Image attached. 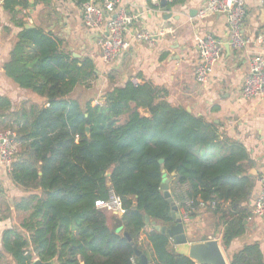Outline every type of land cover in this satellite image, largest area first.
<instances>
[{
    "label": "trees",
    "instance_id": "1",
    "mask_svg": "<svg viewBox=\"0 0 264 264\" xmlns=\"http://www.w3.org/2000/svg\"><path fill=\"white\" fill-rule=\"evenodd\" d=\"M178 2L184 0L168 6ZM21 3L4 5L14 11ZM13 23L20 30L5 74L45 103L24 109L16 128L9 125L21 145L11 177L29 190L15 209L29 214L19 228L3 232L0 259L140 264L138 248L150 264H200L177 253L168 234L145 222L147 214L157 224H174L160 188L164 171L170 183L187 185L192 199L219 203L212 211L224 225L225 250L246 233L256 177L242 142L214 120L173 106L166 92L149 82L113 85L103 105L81 103L70 94L81 78L95 75L94 63L74 58L52 32L28 28L23 19ZM9 106L0 98V107ZM111 190L123 199L125 213L96 207ZM229 263L264 264L261 244H245Z\"/></svg>",
    "mask_w": 264,
    "mask_h": 264
},
{
    "label": "crops",
    "instance_id": "2",
    "mask_svg": "<svg viewBox=\"0 0 264 264\" xmlns=\"http://www.w3.org/2000/svg\"><path fill=\"white\" fill-rule=\"evenodd\" d=\"M21 1V4L14 5L13 11L10 9L13 5L5 8V0H0V98L10 101L8 108L0 107L1 130L10 129L9 125L16 128L24 109L30 110L32 105L45 103L43 97L15 84L3 68L20 30L13 21L23 19L27 24L59 37L63 41V48L74 58L81 62L89 59L94 63L95 75L88 81L81 78L80 84L70 94L81 103L92 102L96 96L89 94L97 84L103 87L99 95H104L109 87L122 86L130 80L136 84L149 82L164 90L173 106L190 107L194 114L221 124L223 133L242 142L248 150L252 161L250 172L254 171L252 174L256 177L249 200V205L253 204L260 189L259 177L264 173V97L245 98L241 88L252 57L256 53L264 54V46L252 42L243 51L234 50L229 44V27L223 15L206 19L197 17L205 0H184L172 6H168V0L166 5L161 0H122V5L134 15L126 34L131 46L114 63H105L101 58L98 39L106 30L104 26L88 28L84 25L82 3L85 0ZM245 4L244 34L254 39L264 34V0H245ZM168 14L171 17L165 19ZM163 29H166L165 34H161ZM139 31L151 32L153 42L136 41L133 35ZM207 34L221 38L224 50L209 80L201 84L193 72L199 56L196 39ZM12 171L13 167L7 170L0 161L1 250L3 232L19 228L29 214L15 209L16 202L27 196L29 190L13 182ZM196 216L185 224L189 242L193 244L218 239L221 243L224 225L218 222L217 215L208 210L200 211ZM197 223L207 224L208 229L213 225L215 235L194 240ZM246 223V233L233 240L227 250L222 248L228 261L236 250L248 243L259 242L264 251V218L252 215ZM6 262L14 264L12 257L0 259V264Z\"/></svg>",
    "mask_w": 264,
    "mask_h": 264
},
{
    "label": "built area",
    "instance_id": "3",
    "mask_svg": "<svg viewBox=\"0 0 264 264\" xmlns=\"http://www.w3.org/2000/svg\"><path fill=\"white\" fill-rule=\"evenodd\" d=\"M172 2L173 0H168ZM247 9L245 0H205L198 10L197 17L206 19L214 15H223L229 27V44L237 51H243L252 42L264 46V34H259L254 39L244 34V20ZM134 15L122 5V0H88L82 3V20L88 28H101L105 33L98 39L101 58L105 63H114L131 46L126 39ZM166 29L161 31L165 34ZM133 38L136 41L153 42V35L148 31L135 32ZM196 48L198 59L194 63L193 72L196 80L204 84L214 72L215 63L224 50V42L221 38L207 34L197 37ZM242 95L245 98L264 97V54L256 53L250 63V69L242 83ZM104 95H98L94 99V105H103ZM21 149L17 133L12 129H0V161L2 166L11 170ZM259 193L252 204V215L264 218V173L259 177ZM182 191L178 201V211L184 221L193 213L204 210H214L218 206L217 201H205L192 199L188 194L187 185H178ZM180 200V202H179ZM97 208L107 211L125 213L123 199L113 190L105 199H97Z\"/></svg>",
    "mask_w": 264,
    "mask_h": 264
},
{
    "label": "water",
    "instance_id": "4",
    "mask_svg": "<svg viewBox=\"0 0 264 264\" xmlns=\"http://www.w3.org/2000/svg\"><path fill=\"white\" fill-rule=\"evenodd\" d=\"M163 5L167 4V0H161ZM171 17V14L165 16V19ZM26 27H34L32 24H26ZM191 112V108H186ZM89 133L90 128H86ZM164 160L161 159L160 162ZM164 178L162 180V184L160 186L163 191L164 197L171 204V216L174 221V224L161 225L157 224L155 221H151L149 215H145L146 224H150L158 231L163 234H168L170 239L172 240L175 251L179 254H183L191 257L195 261L200 264H230L228 259L226 258L220 241L218 239H209L204 242L198 243H190L189 238L186 232L185 223L181 217V214L178 211V206L173 200V197L170 192V178L166 171H164ZM254 173V171H252ZM119 231V230H118ZM136 250V255L140 257V264H150L149 259L145 253L138 248ZM34 264H57L56 260L52 261H42L40 259H36Z\"/></svg>",
    "mask_w": 264,
    "mask_h": 264
},
{
    "label": "rangeland",
    "instance_id": "5",
    "mask_svg": "<svg viewBox=\"0 0 264 264\" xmlns=\"http://www.w3.org/2000/svg\"><path fill=\"white\" fill-rule=\"evenodd\" d=\"M102 90H103V87L101 86V85H99V84H97L96 85V87H92V89H91V92H90V96H92V95H95L96 97H94L93 98V100H92V103H93V101H94V99L95 98H97L98 97V95H99V93H101L102 92ZM90 96H88V97H90ZM88 99V98H87ZM90 99V98H89ZM92 99V98H91ZM6 129H9V128H6ZM4 130V129H3ZM170 186H171V188H170V192H171V195H172V197H173V200L174 201H178V197H180L181 196V193H182V191L178 188V185H174L173 183H170ZM179 202H180V200H179ZM204 211H208V210H204ZM180 212V211H179ZM213 212V211H212ZM198 213H200V211H197L196 213H193L189 218H187V220L184 222L185 224L186 223H188V221H189V223H190V218L192 217V216H194V218H196L197 216V214ZM183 221H184V219H183ZM187 225V224H186ZM206 225L207 224H201V223H197L196 225H195V228L197 229L196 230V232H195V236H194V240H199V239H201V238H207L209 235H212L213 234V236L215 235V232L213 233V229H216L213 225H211V227H209V229L208 228H206ZM186 227V226H185ZM213 230V231H212ZM221 244V243H220ZM223 248V247H222ZM5 264H10V263H8V262H6Z\"/></svg>",
    "mask_w": 264,
    "mask_h": 264
}]
</instances>
